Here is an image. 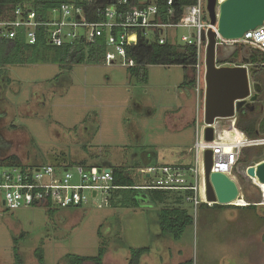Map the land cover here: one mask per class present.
<instances>
[{
  "label": "rangeland",
  "instance_id": "374dc122",
  "mask_svg": "<svg viewBox=\"0 0 264 264\" xmlns=\"http://www.w3.org/2000/svg\"><path fill=\"white\" fill-rule=\"evenodd\" d=\"M182 34L189 30L180 29L179 38ZM236 50L221 48L219 59L232 62L239 56ZM47 56L50 60L52 52ZM189 69L190 75L180 65H151L144 83L120 63L7 65L0 70V84L5 85L0 89V118L6 126L0 129V159L15 155L29 165H194V89L181 87L188 75L194 79L195 71ZM184 112L189 113L187 124ZM253 117L259 126L264 113ZM227 125L219 120V126ZM259 146L264 144L246 150ZM130 173L136 184L144 182L140 168ZM255 180L245 175V197H239L243 206L264 198V185ZM133 193L125 206L110 200L102 208L96 202L67 208L0 206V264H15L16 247L24 264H39L38 248L44 252V264H66L67 254L95 257L103 247L111 252L106 264H129L121 263L128 250L157 244L177 255L179 264H252L253 258L254 264H264L262 206L208 204L195 209L183 201L193 223L176 238L159 231V211L179 207L173 198L151 203L146 190Z\"/></svg>",
  "mask_w": 264,
  "mask_h": 264
},
{
  "label": "built area",
  "instance_id": "2783aa9c",
  "mask_svg": "<svg viewBox=\"0 0 264 264\" xmlns=\"http://www.w3.org/2000/svg\"><path fill=\"white\" fill-rule=\"evenodd\" d=\"M43 1L24 0L16 4L0 0V41L15 40L21 32L29 45L37 44L40 36L53 47L77 42L94 44L102 40L106 47L104 62L107 65L120 63L129 66L127 47L137 45L140 36L148 42L165 44L170 40L176 43L178 31L189 30V34H182L179 40L195 46L197 52L196 63L192 66L198 101L196 138L192 147L195 163L140 167L145 179L134 186L117 185L112 167H85L79 163L28 165L26 168L0 166V202L5 201V205L0 206L8 210L38 205L67 208L96 202L102 208L110 200L113 190L124 188L170 191L182 195L183 201L195 209L202 203L213 204L206 196L205 151L213 152L212 172H233L242 151L264 144V137L252 139L243 132L250 142L229 144L233 140L229 133L237 128L236 115L218 119L214 125V140L205 139L208 125L204 122V96L200 98V95L205 91L208 32L210 29L217 30V25L211 23L207 0L185 5L180 4L181 0H64L39 11L37 5ZM203 34L207 36L206 40L202 39ZM217 46L252 48L259 54V60L250 59L248 65L264 68V23L238 39H226L217 34ZM245 58L248 57L239 53L232 62H218V65H236L238 62L247 65L243 62ZM259 102L264 104V99ZM219 120H226L229 128L219 126ZM93 192H96L95 196ZM237 200L232 205L243 206Z\"/></svg>",
  "mask_w": 264,
  "mask_h": 264
},
{
  "label": "trees",
  "instance_id": "16d2710c",
  "mask_svg": "<svg viewBox=\"0 0 264 264\" xmlns=\"http://www.w3.org/2000/svg\"><path fill=\"white\" fill-rule=\"evenodd\" d=\"M14 3H23L24 0H8ZM64 0H44L36 7L39 11H44L46 8L56 4L57 2ZM196 0H181L180 4L185 5L194 3ZM41 34V32H40ZM178 35V34H177ZM176 43H172L168 40L165 44H160L158 41L148 42L145 38L140 36L139 43L134 46L127 47V58L129 60V72L132 77L136 78L140 82H148L147 67L151 65H163L172 66L180 65L185 69L192 68L197 60L196 47L181 43L179 38H176ZM52 52V56L49 60L47 54ZM106 47L102 40L97 41L94 44L75 43L73 45H64L60 47H53L48 44L45 39L40 36L39 41L35 45L27 44L24 33L18 34L17 38L12 41H0V70L7 65H25L35 64L39 62H52L56 64L75 65V64H98L104 61V55ZM252 61H257L259 58H252ZM219 64L229 62L226 60H219ZM194 85V79H190L189 76L185 78L182 85ZM237 128L229 133L232 137V141L229 144H235L237 142L247 141L250 142L249 138H260L264 137V118L257 126V121L253 117L252 112L248 109H244L238 115ZM239 128V129H238ZM249 137H247L244 133ZM263 143V142H259ZM253 144V143H252ZM257 147V146H251ZM249 148V147H248ZM250 151V153H249ZM264 159V146L258 148H246L242 151L239 162L237 164L236 175L244 187V179L246 170L249 166L255 165ZM73 163V162H71ZM85 167V162H75ZM29 164L23 163L17 156L12 155L6 158L0 159V166H23L26 168ZM59 165V164H58ZM191 165V164H186ZM115 173V183L122 186H134L136 185L131 170L127 167H112ZM227 176L230 177V171H226ZM231 178V177H230ZM245 188V187H244ZM245 190V189H244ZM135 189L124 188L113 190L110 197L112 205H123L125 206L129 199L133 196ZM147 197L151 203H163L166 199L173 198L175 204L179 205L176 208H163L159 211V220L161 229L165 233H172L176 238H180L185 228L193 223V218L189 214L188 210L181 205L183 204V196L172 193L165 190H146ZM138 192V191H137ZM116 196L121 197L120 199ZM247 197V194H246ZM144 200V199H143ZM137 201V200H136ZM138 202V201H137ZM206 206L208 204L202 203L200 206ZM218 207L229 206L235 207V205H220L215 204ZM181 206V207H180ZM259 206L264 209V205H247V206H236L235 208H254L258 209ZM150 248L144 247L130 249L131 256L129 264H139L141 257L149 251ZM19 248L16 247L15 264H24L19 252ZM99 254L95 257H87L77 254H67L66 264H84L85 262H93L94 264H104L103 258L106 253L105 247L100 248ZM39 264L45 263L44 252L41 248L35 251Z\"/></svg>",
  "mask_w": 264,
  "mask_h": 264
},
{
  "label": "water",
  "instance_id": "95a60500",
  "mask_svg": "<svg viewBox=\"0 0 264 264\" xmlns=\"http://www.w3.org/2000/svg\"><path fill=\"white\" fill-rule=\"evenodd\" d=\"M207 11L217 30L208 32V46L205 61L204 122L205 139L215 138V123L221 118L238 116L242 110L254 111L261 100V85L255 81L256 67L250 64V58L236 65H218L219 50L217 34L226 39H238L264 23V0H207ZM203 40L207 36L203 34ZM264 113V104L261 105ZM213 152L204 153V172L207 200L213 204L232 205L240 197V190L234 180L226 173L212 172ZM110 167H108L109 169ZM248 176L264 185V159L246 170ZM241 183V182H240ZM93 196L96 192L92 193ZM264 198L255 205H264ZM5 205V201L0 202Z\"/></svg>",
  "mask_w": 264,
  "mask_h": 264
},
{
  "label": "crops",
  "instance_id": "0c3cea01",
  "mask_svg": "<svg viewBox=\"0 0 264 264\" xmlns=\"http://www.w3.org/2000/svg\"><path fill=\"white\" fill-rule=\"evenodd\" d=\"M237 55H239V54H237ZM233 58H235V57H232V59ZM219 60H221V59H219ZM222 60H226V59H222ZM188 71H189V75H190V69H188ZM181 87L182 88L190 87V88H193L194 89V85L191 86V85H188V84L181 85ZM4 88H5L4 85L3 84H0V89H4ZM191 95H192V97H194V100H195V117H196V114H197V103H198V101H197V95H196L195 91L194 92L192 91L191 92ZM188 116H189V113L188 112H184V114L182 115V117H184V120H185L184 122L187 121L186 124L189 122V119H188L189 117ZM193 121H194V124H195V118H194ZM195 127H196V124H195ZM73 163H75V162H73ZM73 163H70V164H73ZM87 165H89V164H87ZM159 231H160V234L163 232L162 230H159ZM156 251H158L159 254H157ZM110 255H111V252L109 250H107L106 253H105V257L103 259V263L104 264L107 263L108 257ZM125 255H126V258L125 259H122L121 263L122 262H125V261H126L125 263H127V261L130 259L131 251L128 250V252ZM174 261L178 262V264L181 263L180 261H177V255L175 256L173 252L170 254L167 251V249H165L161 244H157L154 247H151L149 249V251L147 253H145L141 257L139 264H174L173 263ZM252 261H255L252 264H254V263L257 262V260H255L254 258L253 259H250V262H252ZM261 262H262V260H261Z\"/></svg>",
  "mask_w": 264,
  "mask_h": 264
},
{
  "label": "flooded vegetation",
  "instance_id": "af4514ba",
  "mask_svg": "<svg viewBox=\"0 0 264 264\" xmlns=\"http://www.w3.org/2000/svg\"><path fill=\"white\" fill-rule=\"evenodd\" d=\"M226 48H231V47H226ZM237 50V53L239 54V53H244V54H246V56L249 58L250 57V59H252V58H259V54L258 53H256L252 48H244V47H242V48H236ZM254 79H255V81H257V82H259L260 83V85H261V91H260V98L261 99H264V68H257V71H256V73H255V77H254ZM4 87H5V85H4ZM261 103L260 102H258L257 103V105H256V108H255V110L254 111H251L252 112V114H253V116H258V114H260L262 111H261ZM3 119V117L2 118H0V129H4L5 127H3V126H1V123H2V120ZM12 130H15L14 128L12 129ZM88 164V163H87ZM90 165V164H89ZM122 166H125L126 167V165H124V164H122V165H119V166H116V167H122ZM140 167H142V166H140ZM139 166H134V167H127V169H129V170H132V168H140ZM230 177H231V179L232 180H234L235 182H236V184L238 185V187H239V190H240V196H242V197H245V194H244V192H243V189H242V185H241V183H240V180H239V178L238 177H236V175L233 173V172H231L230 171Z\"/></svg>",
  "mask_w": 264,
  "mask_h": 264
},
{
  "label": "bare ground",
  "instance_id": "6f19581e",
  "mask_svg": "<svg viewBox=\"0 0 264 264\" xmlns=\"http://www.w3.org/2000/svg\"><path fill=\"white\" fill-rule=\"evenodd\" d=\"M237 201H238L239 204H242V205L245 204L243 199H238Z\"/></svg>",
  "mask_w": 264,
  "mask_h": 264
}]
</instances>
